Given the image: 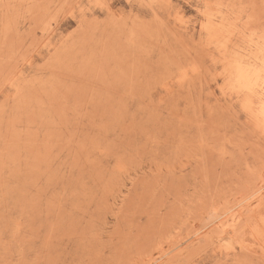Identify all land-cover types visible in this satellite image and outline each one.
<instances>
[{
  "label": "rangeland",
  "instance_id": "obj_1",
  "mask_svg": "<svg viewBox=\"0 0 264 264\" xmlns=\"http://www.w3.org/2000/svg\"><path fill=\"white\" fill-rule=\"evenodd\" d=\"M264 0H0V264H264Z\"/></svg>",
  "mask_w": 264,
  "mask_h": 264
},
{
  "label": "bare ground",
  "instance_id": "obj_2",
  "mask_svg": "<svg viewBox=\"0 0 264 264\" xmlns=\"http://www.w3.org/2000/svg\"><path fill=\"white\" fill-rule=\"evenodd\" d=\"M263 83H264V81H263ZM263 91V93H264V90H262ZM261 113L264 115V105L262 106V108H261Z\"/></svg>",
  "mask_w": 264,
  "mask_h": 264
}]
</instances>
